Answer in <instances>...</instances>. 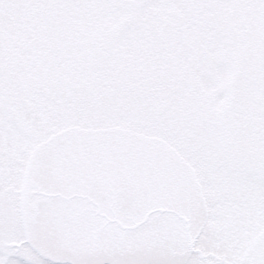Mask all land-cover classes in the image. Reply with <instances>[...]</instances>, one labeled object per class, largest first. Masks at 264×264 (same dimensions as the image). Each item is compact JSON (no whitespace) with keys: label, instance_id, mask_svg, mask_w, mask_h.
<instances>
[{"label":"snow or ice","instance_id":"snow-or-ice-1","mask_svg":"<svg viewBox=\"0 0 264 264\" xmlns=\"http://www.w3.org/2000/svg\"><path fill=\"white\" fill-rule=\"evenodd\" d=\"M0 264H264V0H0Z\"/></svg>","mask_w":264,"mask_h":264}]
</instances>
